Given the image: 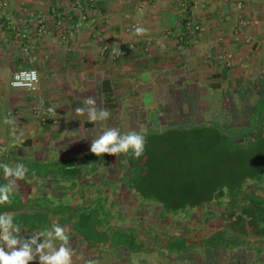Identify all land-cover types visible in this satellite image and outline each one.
<instances>
[{
    "label": "crops",
    "instance_id": "obj_1",
    "mask_svg": "<svg viewBox=\"0 0 264 264\" xmlns=\"http://www.w3.org/2000/svg\"><path fill=\"white\" fill-rule=\"evenodd\" d=\"M90 4L83 27L63 39L58 20L66 17V28L80 21L73 0H0V162L14 167L21 161L10 154L20 155L26 148L37 153L55 142L58 148L64 139L81 140L82 128L88 133L99 122L91 123L87 112L78 115L75 110L87 109L84 100L89 96L98 108H105V79L111 82L122 117L131 99L132 107L144 111L159 101L177 107V98L182 106H192L193 98L204 97L193 92L264 90V0H92ZM195 25L201 29L194 30ZM138 26L147 33L135 35ZM31 68L40 73L37 92L11 86L16 71ZM9 113L16 124L3 123ZM47 181L51 188L59 186L58 181L51 186L53 178ZM41 197L17 186L11 202L26 204ZM27 213H13L25 238L45 229L39 222L23 223ZM249 249L260 250L258 244Z\"/></svg>",
    "mask_w": 264,
    "mask_h": 264
},
{
    "label": "rangeland",
    "instance_id": "obj_2",
    "mask_svg": "<svg viewBox=\"0 0 264 264\" xmlns=\"http://www.w3.org/2000/svg\"><path fill=\"white\" fill-rule=\"evenodd\" d=\"M193 93L195 96L203 94L204 97H200L201 100L199 96L193 98L192 106L188 103L189 107L182 106L183 102L177 98L175 105L180 104L177 107L168 105V101L167 106L163 103L162 106L159 101L157 106L139 111V107H132L135 102L131 99L122 109L123 117L118 108L114 116L99 121L88 133L82 128L81 140L64 139L65 143L59 140L61 143L58 148L55 142L50 145V149L40 147L37 153L26 148L21 150L20 155L10 154V158L20 159L29 169L34 168V172L42 176L53 175L56 167L63 169L57 166L58 162L54 159L60 158L62 162L70 158L86 159L90 162L84 168L97 170L82 178L79 184L93 181L95 188L100 187L102 190L99 193L105 202L111 199L117 203L115 206L118 211L114 214L102 206L98 211H86L87 206L80 203L74 208L71 201L64 197L71 192L65 184L57 182L60 187L51 189L47 185L50 179L47 181L27 173L24 180L17 181L22 192L36 194L39 192L37 187L43 186L44 189H50L53 196L60 197L41 195L39 202L48 211L37 216L39 213L33 214L26 210L28 220L40 218V225L44 224L45 227L47 216L51 217L56 208L59 213H63L62 218L77 215V229L89 231L91 236L98 238L97 228L104 225L109 217L107 224L111 221V225H118L122 231L135 234L147 248L141 252H130L124 246L99 249L69 236L74 251L73 264H84L89 259L99 260L100 264H264V251L245 247L229 250L203 247L172 253L161 245L169 237L175 238L179 229L168 230L159 221V214L180 202L197 200V190L192 188H219L231 182L243 183L247 178L264 177V90L232 91L227 88L213 93ZM159 113L161 116L157 122ZM179 124L198 126L166 130L167 126ZM49 125H44L45 131L49 130ZM79 126L85 127L83 123ZM108 128H118L121 134L133 130L145 134L147 143L144 155L139 160H129V156L125 157L124 154L118 157L90 155L91 141ZM234 141L242 143L239 146L232 145ZM140 164L148 174L143 177L141 189L136 192L128 186L131 184L130 176L137 173ZM0 178H3V169ZM54 183L55 180L51 186ZM86 187L87 194L96 197L93 193L95 188ZM75 201L83 202V198L77 194ZM61 207L63 211H60ZM111 215L114 216L110 220ZM198 216L197 213L193 214V218ZM57 217L61 219L59 215Z\"/></svg>",
    "mask_w": 264,
    "mask_h": 264
},
{
    "label": "trees",
    "instance_id": "obj_3",
    "mask_svg": "<svg viewBox=\"0 0 264 264\" xmlns=\"http://www.w3.org/2000/svg\"><path fill=\"white\" fill-rule=\"evenodd\" d=\"M102 89L104 107L111 112L110 117H112L118 109V102L109 79L103 81ZM196 126L198 125L179 124L167 126L166 130L177 128L186 129ZM241 143L234 141L233 144H231L239 146ZM128 156L127 159L129 158V160H132L131 155ZM53 161L58 162L57 166H62L60 168L63 169L61 170L56 167L53 171V175L46 174V179L53 178L60 184H65L66 188L71 191L65 197H67V201H71L74 208L80 203L82 206H87L86 211H91L93 209L98 211L102 206L104 210L109 209L114 214L117 210L115 206L117 203L111 199L105 202L99 193L102 190L99 189L100 187H98V189L97 187L95 188V182L79 184V181L82 178L90 176L95 170H87L84 168L88 161H80L78 158H70L65 162H62L60 158H57ZM143 165L146 166L145 164ZM143 165L140 164L137 173L130 176L131 184L128 188L136 192L141 189V181L143 180V177L148 174L143 168ZM31 171L33 172L32 174ZM34 171V168L29 169L28 174L35 177L45 178L42 174ZM0 179L3 180L4 176ZM5 183L1 181V184ZM88 185L92 186V189L93 187L95 188V192L93 193L96 194V197L87 194L85 188H87L86 186ZM37 189L39 191L36 193L37 195L44 194V188L38 186ZM192 189L197 190V200L193 202H180L167 207L165 212L159 214V221L167 227L168 230L171 228L179 229L174 236L175 238L169 237L166 241L161 242V245L165 246L168 252L180 253L203 247L211 250H229L238 247L250 248L253 244H258L259 249L264 251V177L261 176L253 179L247 178L243 183L233 184L231 182L228 185H222L219 188L200 186ZM49 190L45 188V194L59 199V197L51 195L52 192ZM77 194L83 198V202L77 203L75 201ZM39 201L40 198L33 199L26 204L15 201L10 204H3L0 205V212H20L26 214L27 210L32 211L33 214L39 213L36 215L40 216L41 212L44 213L48 210H44V207L41 206ZM103 201L105 203H103ZM99 203H101V205H99ZM57 210L59 209L55 208V211L53 210L51 217L47 216L45 220V229L51 228L52 221L55 220L61 226H66L69 229V233L73 234L75 238L79 237L82 242L93 248L102 249L113 246L117 249L124 246L130 252H141L144 249H147L145 248V244L140 242L135 234L122 231L118 225H111V221L107 224L109 217L105 220L104 225L97 228L99 230V237L94 238L89 231L82 232L77 229L75 224L78 221L77 215H70L66 216V218H62L63 213H59ZM60 211H63L62 207ZM196 213L199 216L193 218V214ZM57 215H59L61 219L58 218ZM112 216L114 215L110 216V220ZM22 221L23 223L28 222V225H33L35 222H40V218L28 220L23 214ZM109 230L112 231L109 233Z\"/></svg>",
    "mask_w": 264,
    "mask_h": 264
},
{
    "label": "clouds",
    "instance_id": "obj_4",
    "mask_svg": "<svg viewBox=\"0 0 264 264\" xmlns=\"http://www.w3.org/2000/svg\"><path fill=\"white\" fill-rule=\"evenodd\" d=\"M144 27H136L134 34L142 36L147 33ZM114 52L118 49L114 48ZM43 101H41V104ZM88 106L76 108L78 115L87 112L91 123L105 121L111 116L106 108H98L96 99L89 96L84 100ZM52 111V109H50ZM5 125H14L17 121L11 114L3 119ZM145 134L129 131L121 134L118 128H108L98 138L91 141L90 151L100 157L104 154L120 156L131 155L139 160L145 153ZM3 169L5 184H0V205L10 204L16 191L17 181L24 180L29 168L24 163H17L14 167L6 162H0ZM69 229L61 226L57 221H52L51 228L31 233L29 238L21 235V226L14 222L13 213L0 214V264H32L38 260L39 264H73L74 251L70 244ZM84 264H100L99 260L89 259Z\"/></svg>",
    "mask_w": 264,
    "mask_h": 264
},
{
    "label": "built area",
    "instance_id": "obj_5",
    "mask_svg": "<svg viewBox=\"0 0 264 264\" xmlns=\"http://www.w3.org/2000/svg\"><path fill=\"white\" fill-rule=\"evenodd\" d=\"M75 6L80 12V21L74 24L71 28H66L65 21L66 17H62L57 22V28L59 29V34L63 39H65L67 36L75 34L77 31H79L87 19L86 11L88 6H92L90 2L92 0H73ZM239 6H242V3H239ZM201 26L195 25L194 30H200ZM40 30L39 32L41 33ZM39 83H40V73L37 69L31 68V69H22L16 71L11 79V86L14 88H24L31 92H37L39 89Z\"/></svg>",
    "mask_w": 264,
    "mask_h": 264
}]
</instances>
